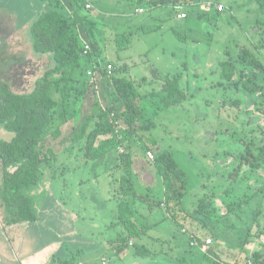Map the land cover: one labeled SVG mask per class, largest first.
I'll use <instances>...</instances> for the list:
<instances>
[{"label":"rangeland","instance_id":"rangeland-1","mask_svg":"<svg viewBox=\"0 0 264 264\" xmlns=\"http://www.w3.org/2000/svg\"><path fill=\"white\" fill-rule=\"evenodd\" d=\"M83 1L91 5V15L98 25L94 36L99 42L97 59L107 66L110 75L120 66L117 67L123 70L120 75L133 80L143 95L139 104L143 116L129 146L134 154H143L134 164L136 182L144 189L150 187L153 199L163 200L162 177L150 164L148 170L154 174L146 175L143 180L139 177L143 172L139 173L137 167L141 163L137 161L152 163L161 153L175 158L187 175L183 206L190 217L184 222L183 231L188 235L173 223L169 228L165 225L152 228V224L121 222L118 229H104L106 224L120 222L117 211L122 196L126 197L121 184L125 172L119 158L128 150L118 145L102 158H87L82 151L69 145L78 130V124L71 121L63 128L60 140L48 143L56 151L61 143L64 145L60 147L54 166L44 170L39 186L33 191L38 213L44 217L38 222L39 231L24 232L28 249L33 252L20 251L15 241L16 257L11 246L1 249L5 243L0 235V264H29V261L30 264H55L52 256L43 261L45 253L52 249L59 261L73 264H208L204 261L208 251L188 247V239L192 236L200 238L201 242L211 239L208 250L217 246L220 254L213 257L209 252V256L219 262L229 256L230 263L245 264L254 252H264V191L256 194L258 188H264V170L249 171L244 180L242 174L237 181L228 179L238 164L234 155L242 152V144L254 143L257 154L264 140V89L256 94L257 103L248 107L249 99L227 86L230 81L221 76V63L237 62L240 65L235 80L240 79L243 70L242 84L255 87L249 81L253 68L239 60L249 48L264 64V49L259 46L262 34L253 36L252 30L258 20L257 24L264 27V10L252 0H193L192 4L178 10L155 5L153 1L156 0ZM0 4V33L6 38L4 41L0 35V79L8 82L16 92H29L35 81L53 65L48 56L33 53L29 34L30 26L44 11L46 3L42 0H0ZM82 34L86 35L85 29ZM86 41L82 42L88 50L89 40ZM94 68L95 65H84L81 81L88 83L87 92L81 101L76 97L77 103H70L71 114L80 109V116L84 117L93 113L95 104L103 109L110 105L100 72ZM167 77L187 93L179 106H164L162 99ZM259 80L262 82L261 78ZM236 98L242 100L239 106L233 104ZM116 124V133L126 127L122 122ZM9 135L11 137L0 127V139H8ZM145 147L153 149L146 152ZM64 149L68 150L62 154ZM137 189L141 188L137 186ZM40 198L43 204L37 203ZM248 198H251L248 204L240 206L237 213H231L230 205ZM201 203L207 204L203 210H209L203 215L197 212ZM1 204L0 224L7 226L11 224L12 211ZM137 204L134 203V208L140 206V215H143L147 205ZM226 214L237 223L230 230L221 231L223 224L231 223L222 218ZM242 224L251 229L245 231ZM134 226L148 234L133 238L131 242L135 247L127 248L122 257L117 259L110 252L98 263L87 261L90 257L85 256L86 252L98 253L109 240L127 236L121 228L131 232ZM12 231L20 233L21 242L20 228ZM74 231L77 234L72 235ZM34 232L41 236L36 237ZM15 234L8 233L13 240ZM215 236H219V245ZM55 237L58 240L53 244ZM192 243L194 245L195 240ZM142 244L151 255L136 254ZM36 251L39 254H35ZM35 259L40 262L35 263Z\"/></svg>","mask_w":264,"mask_h":264},{"label":"trees","instance_id":"trees-1","mask_svg":"<svg viewBox=\"0 0 264 264\" xmlns=\"http://www.w3.org/2000/svg\"><path fill=\"white\" fill-rule=\"evenodd\" d=\"M42 1L46 3L44 11L30 26L31 48L36 55L48 56L53 63L52 67L35 81L29 92H16L8 82L0 79V127L11 134L8 139H0V201L3 203L0 204L12 211L11 224L8 225L32 224L41 220L33 199V191L39 186L44 176V170L52 168L53 162L60 155L55 147L49 146L48 143L60 140L65 125L73 121L75 125L78 124V130L76 135L71 137L72 141L69 145L72 149L77 148L82 151L87 158L91 160L102 158L114 151L118 145L124 146L128 150L123 152L119 158L122 161L120 165L122 168L124 167L125 172V176L121 178V184L126 198L124 199L122 196L123 201L119 204L120 222L117 224L121 222L126 225L152 224V228H158L160 225L166 226L173 223L179 226L181 232L188 235L183 231L184 222L190 217L183 206L187 193V175L179 168L175 158L171 154L161 153L154 158L152 163L144 162V166L150 168L151 164L162 177L165 186L163 200L153 199L151 197L152 189L150 187L144 189L136 182L138 177L134 173V164L143 154H134L129 146L138 132L137 124L143 116V109L139 105L143 95L133 80L120 75V72L123 71L119 69L120 66H117L119 68L115 67L113 74L110 75L107 66H103L102 60L97 59L99 42L94 36L98 25L91 15L92 10L86 8L87 4L83 0ZM252 1L261 10H264V0ZM192 2L193 0L190 3L188 0L153 1L155 5L168 6L173 10L189 6ZM256 22L258 23L259 20ZM257 23L252 26L253 36H256L257 33L262 34L259 46L264 49V27ZM82 29L86 30L85 36L82 34ZM0 35L1 38H4L3 33ZM86 37L89 40V43L86 44L89 47L88 50L85 49L82 42L87 43ZM240 56L241 64L248 63L247 66L253 68L249 81L255 87L250 88L242 84L243 70L240 72V79L235 80L240 65L237 62H233L235 64L229 61L221 63L223 70L221 76L230 81L227 86L235 88V92H242L244 98L249 99L250 104L248 103L247 106L250 107L257 103L256 94L260 91L259 89H264L262 84L264 82V64L255 58L249 48H246ZM85 64L95 65L94 71L100 72L101 83L110 105L103 109L95 104L92 114L81 117L80 109L71 114L68 107L70 103H77L76 97H79L81 101L87 92L88 83L85 80L81 81V77H84ZM166 82V93L162 99L164 106L167 108L179 106L186 99L187 93L179 88L175 80H170L167 77ZM72 99H74L73 102H71ZM241 102L240 98H236L233 104L239 106ZM116 122H122L126 126L119 133H116ZM262 136L264 139V131ZM242 146V152L234 155L238 164L229 173L228 179L237 181L242 174V180H244L249 175L247 172L254 170L257 173L258 168L264 170V140L260 144L257 154L254 150V143L247 142ZM145 149L147 152L153 148L145 147ZM67 150L64 149L62 154H65ZM246 168L249 169L246 170ZM137 186L141 189H137ZM258 189L256 194L264 191V188ZM129 198H132L133 201H130ZM251 198L230 205L231 213H237V209L248 204ZM134 203L147 205V210L143 212V215H140L141 207L137 206L138 208H136L135 206L134 208ZM204 205L206 207L207 204L201 203L197 211L201 215L209 211L203 210ZM156 210L159 214L156 213ZM201 218H199L200 221ZM222 218L231 223L223 224L221 231L230 230L237 223L232 221L233 218L229 214L223 215ZM245 224H242V227L244 226L245 231H249L251 226H245ZM137 228L134 226L127 236L109 242L112 246L114 244L116 255H122L127 248L135 247L136 244L131 242V238H141L148 234L146 230ZM19 238L17 236L13 240L8 235L7 241L1 249L11 246L15 249L17 257L14 242L18 241L17 245L21 251L22 242L20 243ZM215 238H217L216 244L219 245L221 243L219 236H215ZM197 239L196 236L189 238L188 247L193 249L191 243ZM26 241H24V251L28 249ZM209 250L204 254V261L208 264H232L229 256H225L223 262L216 261L209 256V252L214 255L213 257L219 256L217 246L211 247ZM136 254L146 256L151 255L152 252L145 247V244H142ZM53 261L55 264H73V262H65V260L59 261L56 256L53 257ZM245 264H264V252H254L252 256L248 257Z\"/></svg>","mask_w":264,"mask_h":264},{"label":"crops","instance_id":"crops-1","mask_svg":"<svg viewBox=\"0 0 264 264\" xmlns=\"http://www.w3.org/2000/svg\"><path fill=\"white\" fill-rule=\"evenodd\" d=\"M5 34L7 35V36H11L10 35V33L8 34V32H5ZM64 145V143H61L60 145H59V147H58V151H57V153L59 154L60 153V147L61 146H63ZM137 163H141V164H144V162H138L137 161ZM141 164L139 165V164H137V167H138V169H140V171H139V173L140 172H143L142 174H139V177H141L142 179L146 176V175H152V173L148 170V169H150L149 167L147 168V166H144V165H142V168H141ZM154 174V173H153ZM143 180H145V179H143ZM40 202H42V199L40 198V200L39 201H37V203H40ZM42 204H43V202H42ZM45 205V204H44ZM116 211V210H115ZM117 215L119 216V213H120V211H119V208H118V211H117ZM40 215V217H41V219L42 218H44V217H42L41 216V214H39ZM113 216L114 217H118V216H115V214L113 213ZM38 223V222H37ZM39 224H17V225H5L4 226V224H0V235L2 236V241H4V243L7 241V236H8V233H9V235H13V234H15V237H17V236H19L20 237V233H18V232H14V231H12L13 229H15V231L17 230V228H20V230H21V232H22V237H23V239H22V249H21V251H24V248H25V243H24V241L26 240L25 238H24V234L25 233H28V232H30L31 230H38L39 231V229H38V226ZM122 225V224H121ZM120 224H117V222H112V223H110V224H106L105 226H104V229H118V228H120V226H121ZM170 225L171 224H167L166 225V227L167 228H169L170 227ZM121 229H123L122 230V232H127V235L129 234V231H127V229L125 228H121ZM168 230H170V229H168ZM25 232V233H24ZM18 233V234H17ZM35 233V232H34ZM74 234H77V232L76 231H74V233L72 234V235H74ZM35 235H36V237H38V236H41V234H39V232H36L35 233ZM169 235H171V233H170V231H169ZM71 238H73L74 239V237H72L71 236ZM118 239V238H117ZM116 239V240H117ZM132 239L133 238H131V241H132ZM58 240V238H54V241H53V244H55V241H57ZM112 240H114V238L113 239H111V240H109L106 244H105V247L103 248V249H99V251H98V253H96V254H93V250L90 252V253H87L86 252V254H85V256H87L88 258H89V260H87L88 262H91V263H98V262H100V261H102V258L104 257V256H106L108 253H114L115 254V249H114V244H113V246L109 243V242H111ZM20 242V243H21ZM19 243V244H20ZM131 243V242H130ZM54 249H52L50 252H48V253H45V255H44V258H43V261L45 260V258L46 257H48L49 259L51 258V256H52V258L54 257V256H56V254L54 253ZM25 252H30V250L29 249H27V250H25ZM31 252H33V251H31ZM35 254H39L37 251L35 252ZM28 255H30V254H27V256ZM116 255V254H115ZM123 256V254L122 255H116V256H114V257H116L117 259L118 258H120V257H122ZM34 262L35 263H39L40 261L38 260V259H35L34 260ZM29 264H30V261H29ZM40 264H41V262H40Z\"/></svg>","mask_w":264,"mask_h":264},{"label":"built area","instance_id":"built-area-1","mask_svg":"<svg viewBox=\"0 0 264 264\" xmlns=\"http://www.w3.org/2000/svg\"><path fill=\"white\" fill-rule=\"evenodd\" d=\"M87 7L88 8H90V5H87ZM223 9V7L222 6H220L219 7V10H222ZM110 69H111V67H110ZM198 238V237H197ZM199 239V240H198ZM197 240H195V244L193 245V243H191V246H195V247H197L199 250H201V251H204V252H207L208 251V245H210V244H212L211 242V239H208V240H206L205 242H201L200 241V238H198Z\"/></svg>","mask_w":264,"mask_h":264}]
</instances>
